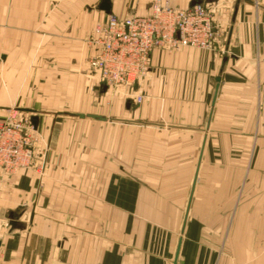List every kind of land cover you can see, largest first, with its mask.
Segmentation results:
<instances>
[{"label": "crops", "instance_id": "obj_1", "mask_svg": "<svg viewBox=\"0 0 264 264\" xmlns=\"http://www.w3.org/2000/svg\"><path fill=\"white\" fill-rule=\"evenodd\" d=\"M52 1L60 13L50 21L72 23L62 37V58L74 53L87 77L86 58L96 50L82 44L94 38L96 25L110 15L147 16L153 2L112 0L106 13L102 0H0V120L20 99L21 70L33 69L21 54L37 42L31 22ZM192 2L170 0L180 9ZM219 3L228 5L222 18L229 4L235 6L215 50L155 49L148 76L131 98L116 99L111 114L57 112L43 119L34 108H20L38 117L48 153L35 160L43 169L9 176L0 170L2 264H173L178 249V264H222L234 257L264 264V0ZM6 20L17 23L10 28ZM35 83L30 77L28 85ZM94 87L101 93L100 82ZM240 117L252 118V128L228 126L227 118ZM245 132L253 133L249 205L237 201L236 185L229 183L248 175L229 173V135ZM230 212L237 214L231 226ZM11 213L22 229L10 226Z\"/></svg>", "mask_w": 264, "mask_h": 264}, {"label": "rangeland", "instance_id": "obj_2", "mask_svg": "<svg viewBox=\"0 0 264 264\" xmlns=\"http://www.w3.org/2000/svg\"><path fill=\"white\" fill-rule=\"evenodd\" d=\"M211 4L206 5L210 11L212 12L214 25L219 29H225L229 27L231 24L230 21V13L231 10L234 9V4H229V10L227 12V18H222L223 15L221 13L224 10H227V4L223 5L219 3V0H213ZM53 5L49 8L45 5H41V8L37 10L38 19L31 22L32 28L35 29L37 36L36 45H33L30 52L24 51L22 54V59L25 62L31 63L33 69H29L27 66L26 69H22V77L23 82L21 84V95L20 99H16L11 103V107L5 110V118L0 120V122L4 121L11 112H17L20 118L25 120L30 119V122L34 128V131L37 132L33 123H32V113L27 110H21L20 108L31 107L36 109V113L38 116L42 115L43 119H46L45 116H52L57 112H82V111H94L99 114H111L112 108L115 104L116 99L118 98H126L122 95L124 92L123 89L117 93L115 90H108L106 94H101L100 90H96L94 87V83L100 82L98 80V75L95 70L91 67L89 63L90 57L86 58V63L90 66L92 72L85 74V72L80 68L76 67L77 60L74 53L68 52L66 58H62L63 52H61L62 48V40L66 38H62L66 36L67 33L70 32L72 28V23L69 21L64 22L63 25L59 20L50 21L53 16L56 17V13H60L58 2L52 1ZM200 5V4H199ZM197 6V5H196ZM192 8V7H189ZM7 12V11H5ZM0 13H2V5H0ZM12 13V12H10ZM225 15V14H224ZM8 17H12L9 15ZM2 24L3 22L0 21ZM12 20H6L5 24L11 25L10 28L17 22L12 24ZM7 27V26H6ZM96 28V27H95ZM6 29V28H5ZM34 31V30H33ZM54 33L53 35L51 34ZM60 32V33H58ZM221 32V31H220ZM222 33V32H221ZM51 35L45 36V35ZM225 31L223 32V35ZM88 40V39H87ZM84 40L85 47L91 46L92 40ZM18 48V47H17ZM8 55H13L14 47L10 46L8 49ZM93 56V55H92ZM91 56V57H92ZM75 57V58H74ZM28 64V65H29ZM94 72V73H93ZM32 77L36 83L33 85H28L29 78ZM92 80V81H91ZM94 82V83H93ZM141 83V82H140ZM139 83V84H140ZM93 84V85H92ZM104 85L105 83H100ZM138 84V85H139ZM106 85V84H105ZM107 86V85H106ZM137 86V85H136ZM135 86V87H136ZM134 87V90H135ZM27 89L29 93L26 94L25 90ZM134 92V91H133ZM25 94L28 96L24 98ZM131 98V97H129ZM228 126L233 127L234 124L238 126V128H252V118L248 117H240V118H227ZM33 135V132L31 133ZM230 148L228 149V155L230 158L229 163V173L234 174V176L239 175L242 178V175L245 174V179L241 181L230 180L231 187L236 185L237 193L236 198L237 201L241 204H252V193H253V173L252 166L248 163V159H250L251 155V146L253 140L252 132H245L243 134L231 133L230 135ZM233 136V137H232ZM33 137V136H32ZM36 141L35 152L39 154L36 158L44 159L48 153V147H46V138L43 134L38 133L33 137ZM32 141V138H31ZM244 159V160H243ZM237 160H243L246 162L245 164L236 163ZM236 161V162H235ZM239 162V161H238ZM264 168V165L260 166ZM245 169V171H244ZM253 179V180H252ZM235 187V186H234ZM233 192V190L230 189ZM236 213L230 212V226L233 221H235ZM236 232V229L233 231ZM234 240L236 238L234 237ZM239 247V246H238ZM234 252L237 253V245L233 246ZM261 250L264 252V245L261 246ZM252 251V249H250ZM0 264H2L3 255L0 251ZM233 258V257H231ZM224 259V264H255L256 262L250 261H241L238 262L236 258ZM222 263V264H223ZM259 263V262H258ZM260 264H263L260 261Z\"/></svg>", "mask_w": 264, "mask_h": 264}, {"label": "built area", "instance_id": "obj_3", "mask_svg": "<svg viewBox=\"0 0 264 264\" xmlns=\"http://www.w3.org/2000/svg\"><path fill=\"white\" fill-rule=\"evenodd\" d=\"M94 33L91 46L96 54L90 57L89 63L100 83L117 93L123 89L122 95L126 98L132 97L134 87L148 76L155 49L191 47L214 51L221 37L205 4L180 9L170 0H153L147 16L120 20L110 15L106 23L96 25ZM136 99L138 103L142 100L139 96ZM34 134L37 132L30 119L20 118L17 112H11L0 122V170L5 176L20 170L44 168L35 164Z\"/></svg>", "mask_w": 264, "mask_h": 264}, {"label": "water", "instance_id": "obj_4", "mask_svg": "<svg viewBox=\"0 0 264 264\" xmlns=\"http://www.w3.org/2000/svg\"><path fill=\"white\" fill-rule=\"evenodd\" d=\"M111 2H112V0H102L100 5H99V8L102 11H105L106 13H111ZM199 4H202L201 0H193V2L191 3L190 7H194V6L199 5ZM231 33H232V29H231L230 34ZM220 82H221V79L218 78L217 79L216 92H215V96H214V100H213V106L215 105V101H216V97H217V94H218V89H219V86H220ZM106 91H107V86L104 84L101 87V93H105ZM64 114L68 115V116H71V117H77V118H80V119L90 118V119H93V120H96V121H107L108 120L104 116L94 115V114H75V113H64ZM32 123H33V125H34V127L36 129L37 126H38V117H33L32 118ZM187 218H188V212H187V214L185 216V222L187 221ZM9 220H10V226L12 228H14V229H22L24 227L22 224H20L16 220V217H15L14 213H11L9 215ZM178 256H179V249H178V252H177V255H176V258H175L173 264H178Z\"/></svg>", "mask_w": 264, "mask_h": 264}]
</instances>
